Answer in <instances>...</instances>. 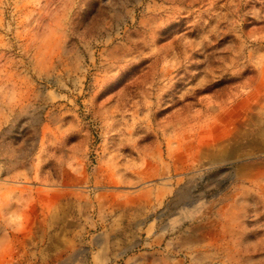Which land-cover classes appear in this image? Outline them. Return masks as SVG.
Here are the masks:
<instances>
[{"label": "rangeland", "instance_id": "374dc122", "mask_svg": "<svg viewBox=\"0 0 264 264\" xmlns=\"http://www.w3.org/2000/svg\"><path fill=\"white\" fill-rule=\"evenodd\" d=\"M0 264H264V0H0Z\"/></svg>", "mask_w": 264, "mask_h": 264}]
</instances>
